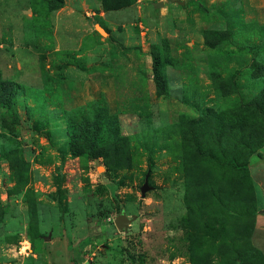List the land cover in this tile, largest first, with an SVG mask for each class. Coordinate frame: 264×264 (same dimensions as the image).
<instances>
[{"label":"rangeland","instance_id":"374dc122","mask_svg":"<svg viewBox=\"0 0 264 264\" xmlns=\"http://www.w3.org/2000/svg\"><path fill=\"white\" fill-rule=\"evenodd\" d=\"M0 264H264V0H0Z\"/></svg>","mask_w":264,"mask_h":264},{"label":"trees","instance_id":"16d2710c","mask_svg":"<svg viewBox=\"0 0 264 264\" xmlns=\"http://www.w3.org/2000/svg\"><path fill=\"white\" fill-rule=\"evenodd\" d=\"M51 2L55 5V6H60L61 4H62V0H51ZM3 87H6V89H3V92L5 93V95H9L10 93H13L12 91L10 92L9 91V87H8V85H6V86H3ZM2 87V88H3ZM3 93V94H4ZM81 130H80V128H78V127H75V131H74V136H78L79 134V136H81V134H82V131L80 132ZM79 139V138H78ZM74 153H76L77 154V151L76 150H74ZM253 153H255L254 151L252 152V154ZM252 154H250V155H252ZM78 155V154H77ZM230 168H233V169H235V170H244V169H247L248 167H247V165H244V164H241L237 159H232L231 161H230V166H229Z\"/></svg>","mask_w":264,"mask_h":264},{"label":"water","instance_id":"95a60500","mask_svg":"<svg viewBox=\"0 0 264 264\" xmlns=\"http://www.w3.org/2000/svg\"><path fill=\"white\" fill-rule=\"evenodd\" d=\"M101 33H104L103 30L100 31ZM148 176L146 177V181L143 185V187L141 188V194L142 196L146 195V192L149 191L151 189V187L149 186V182H148ZM131 224V220H129L125 214H121L116 220H115V226L117 227V229L119 231H123L124 229L127 231L129 226Z\"/></svg>","mask_w":264,"mask_h":264}]
</instances>
